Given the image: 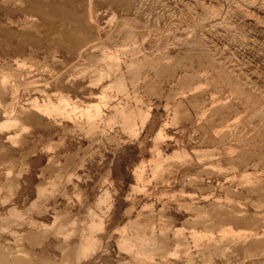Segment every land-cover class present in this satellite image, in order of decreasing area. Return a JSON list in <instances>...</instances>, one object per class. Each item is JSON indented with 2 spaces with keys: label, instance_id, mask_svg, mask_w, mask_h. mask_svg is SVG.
Instances as JSON below:
<instances>
[{
  "label": "rangeland",
  "instance_id": "374dc122",
  "mask_svg": "<svg viewBox=\"0 0 264 264\" xmlns=\"http://www.w3.org/2000/svg\"><path fill=\"white\" fill-rule=\"evenodd\" d=\"M21 263L264 264V0H0Z\"/></svg>",
  "mask_w": 264,
  "mask_h": 264
},
{
  "label": "bare ground",
  "instance_id": "6f19581e",
  "mask_svg": "<svg viewBox=\"0 0 264 264\" xmlns=\"http://www.w3.org/2000/svg\"><path fill=\"white\" fill-rule=\"evenodd\" d=\"M37 106V105H36ZM14 107V106H13ZM16 107V106H15ZM4 108H5V106H4ZM14 109V108H13ZM5 110V109H4ZM7 114V113H6ZM26 263V262H25ZM22 264V263H21Z\"/></svg>",
  "mask_w": 264,
  "mask_h": 264
}]
</instances>
